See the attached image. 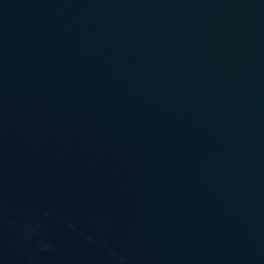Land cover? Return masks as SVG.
Returning a JSON list of instances; mask_svg holds the SVG:
<instances>
[{"label":"water","instance_id":"obj_1","mask_svg":"<svg viewBox=\"0 0 264 264\" xmlns=\"http://www.w3.org/2000/svg\"><path fill=\"white\" fill-rule=\"evenodd\" d=\"M0 264H264V0H0Z\"/></svg>","mask_w":264,"mask_h":264}]
</instances>
